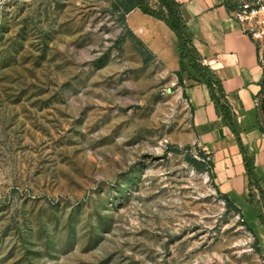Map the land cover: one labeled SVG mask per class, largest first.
Segmentation results:
<instances>
[{"label": "rangeland", "instance_id": "374dc122", "mask_svg": "<svg viewBox=\"0 0 264 264\" xmlns=\"http://www.w3.org/2000/svg\"><path fill=\"white\" fill-rule=\"evenodd\" d=\"M118 16L112 0H0V264H264L188 161L190 80Z\"/></svg>", "mask_w": 264, "mask_h": 264}, {"label": "crops", "instance_id": "0c3cea01", "mask_svg": "<svg viewBox=\"0 0 264 264\" xmlns=\"http://www.w3.org/2000/svg\"><path fill=\"white\" fill-rule=\"evenodd\" d=\"M188 34L227 102L213 100L205 82L185 88L196 140L209 154L218 189L241 209L264 254V67L259 42L234 18L229 0H178ZM142 14L150 17L136 16ZM129 26L168 70L181 67L176 34L168 25L134 9ZM261 215L263 217H261Z\"/></svg>", "mask_w": 264, "mask_h": 264}, {"label": "trees", "instance_id": "16d2710c", "mask_svg": "<svg viewBox=\"0 0 264 264\" xmlns=\"http://www.w3.org/2000/svg\"><path fill=\"white\" fill-rule=\"evenodd\" d=\"M134 9H140L143 13L164 21L176 34L180 50L181 67L175 73L179 76L180 82L182 83L184 81V76H186L188 80L205 82L208 84L211 89L213 100L223 105L225 116L229 119L230 115L227 102H222L225 95L222 93L219 83L211 76L210 68L204 63L193 39L188 34L187 24L181 13V3L178 0H112V10L119 15V19L124 23L126 22L127 15ZM129 31L141 45L143 50L147 52L148 56H146V60H150L154 56V53L142 40L133 34L132 30ZM199 151L202 160L191 154L188 156V161L198 171H212V161L206 160L208 153L200 148ZM219 192L223 195L229 207L237 210L243 216L241 209L228 197V195L222 193L220 190ZM261 217L263 216L261 215ZM242 218L249 229L252 230L244 217ZM258 250L261 252L259 247ZM262 255L264 257V254Z\"/></svg>", "mask_w": 264, "mask_h": 264}, {"label": "built area", "instance_id": "2783aa9c", "mask_svg": "<svg viewBox=\"0 0 264 264\" xmlns=\"http://www.w3.org/2000/svg\"><path fill=\"white\" fill-rule=\"evenodd\" d=\"M234 18L255 40L264 37V0H229ZM210 160L209 154L207 157Z\"/></svg>", "mask_w": 264, "mask_h": 264}]
</instances>
